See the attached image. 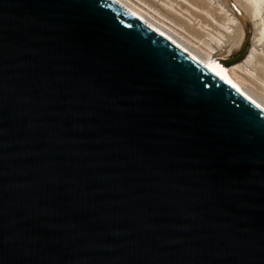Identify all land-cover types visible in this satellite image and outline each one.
I'll list each match as a JSON object with an SVG mask.
<instances>
[{
  "label": "water",
  "instance_id": "95a60500",
  "mask_svg": "<svg viewBox=\"0 0 264 264\" xmlns=\"http://www.w3.org/2000/svg\"><path fill=\"white\" fill-rule=\"evenodd\" d=\"M0 264H264V109L116 0H0Z\"/></svg>",
  "mask_w": 264,
  "mask_h": 264
},
{
  "label": "bare ground",
  "instance_id": "6f19581e",
  "mask_svg": "<svg viewBox=\"0 0 264 264\" xmlns=\"http://www.w3.org/2000/svg\"><path fill=\"white\" fill-rule=\"evenodd\" d=\"M116 1L130 12L138 15L144 22L168 36L181 48H184L210 70L227 80L264 109V0H234L235 3L228 0L232 10L235 9L236 11L225 9L223 5L221 8H214L212 6V0H184V2H188L189 5L196 8L192 7L193 10L195 9L192 11L188 7L189 5L184 7L187 11H190L196 19L200 18L202 20V24H200V26L197 25L202 29V32L199 31V29L197 31V28H195L196 24H188L181 18H176L174 14L168 11V7H174L175 0L165 1L166 8H168L166 13L161 10L162 7H157L151 0L152 3H147L150 8H153L152 10L174 22L170 17V15H173L181 22H178L177 25L185 28L189 34L182 33L178 28L174 27L172 24H168L164 19L155 15L152 11H148L141 7L133 0ZM146 2L145 0V3ZM241 8L245 10L246 14L242 13L240 16H236L238 13L242 12ZM238 9H240L241 12ZM205 13L207 16L204 15ZM247 16L254 21L256 30L251 38L253 46L245 55L244 61L226 65L222 56L215 53L214 44L221 45V47L224 45L227 48L228 54L233 55L246 37ZM209 17H211L213 21L215 20L216 23H213V21L211 22V18ZM238 19H240V24L235 25L239 31L237 30L238 33H236L235 26L232 27L230 22L236 23ZM209 27H211V29ZM218 27L225 28L228 30V33L223 32ZM237 36H239V40H236L238 39L236 38ZM224 37L228 38L225 42L223 41ZM257 45L263 46L261 52L257 51ZM240 70L244 72L242 73Z\"/></svg>",
  "mask_w": 264,
  "mask_h": 264
},
{
  "label": "rangeland",
  "instance_id": "374dc122",
  "mask_svg": "<svg viewBox=\"0 0 264 264\" xmlns=\"http://www.w3.org/2000/svg\"><path fill=\"white\" fill-rule=\"evenodd\" d=\"M134 2H136L138 5H140L141 7H143V8H145L146 10H148V11H152L155 15H157V16H159L161 19H164L168 24H172L174 27H176V28H178V30L179 31H181L182 33H188L187 32V30L185 29V28H182L181 26H179V25H177L178 24V22H180V21H178V19H176V18H181L182 20H184L185 22H187L188 24H196V27L195 28H197V31H198V29H199V31H201L202 32V29L201 28H199L198 26H200V24H202V20L200 19V18H197L196 19V17L195 16H193L192 14H191V12L190 11H187L184 7H186V6H188L189 4H188V2L186 3V2H184V0L182 1V0H175V2H174V7H168L169 8V10H168V8H166L167 6H166V4H165V1H169V0H151L152 2H154V5H156L157 7H162L161 8V10L162 11H164L165 13H166V10H168L169 12H171L172 14H174L175 16H176V18L173 16V15H170V17L174 20V22L173 21H171L170 19H168V18H165V17H163V16H161V14H159L158 12H155L154 10H152L153 8H150V6L147 4V3H152L150 0H146L147 2L145 3V0H133ZM231 2H234L235 3V1L234 0H230ZM164 2V3H163ZM179 3V4H178ZM180 3H181V5H180ZM212 6L214 7V8H221V7H225V9H230L231 11H234V10H232V8L230 7V5H229V3H228V0H212ZM158 4V5H157ZM223 5V6H222ZM189 8H190V10H192V11H194L196 8L195 7H193L192 5H189L188 6ZM192 7L193 8H195L194 10L192 9ZM212 7V8H213ZM239 7V6H238ZM219 11V10H218ZM230 11V12H231ZM236 11V10H235ZM241 13H238L236 16H240L242 13H244V14H246V12H245V10L243 9V8H241ZM221 12V11H220ZM204 13V12H203ZM168 14V13H167ZM204 15H206V13L204 14ZM207 16V15H206ZM209 18H211V17H209ZM247 18V22H246V37H245V39L241 42V44H240V46H239V48L236 50V52L233 54V55H229L228 54V51H227V48L223 45L222 47H221V45H217V44H214V46H215V53H217L218 55H220V56H222V58H223V61H225V62H230L231 60H233L234 58H236L237 56H239L240 54H242V50H245V54H244V56L240 59V60H238L239 62H241V61H244V59H245V55L247 54V52L249 51V49H251V47L253 46V44H252V41H251V38L253 37V35L255 34V26H254V21H252L250 18H249V16H247L246 17ZM212 19V18H211ZM210 19V21L212 22L213 21V19L211 20ZM177 21V22H176ZM215 21V20H214ZM213 21V23H216V21L214 22ZM176 22V23H175ZM181 23V22H180ZM218 23V22H217ZM175 24H176V26H175ZM230 24H232V27L233 26H235V28H236V33H238L237 32V30L239 31V29H237V27H236V25L235 24H240V19H238L237 20V22L236 23H231L230 22ZM198 25V26H197ZM192 27V26H191ZM210 29H211V27H209ZM220 30H222L223 32H225V33H228V30H226L225 28H223V27H218ZM186 30V31H185ZM214 32H216V31H214ZM191 33V32H190ZM189 34V33H188ZM239 36H237L236 38H238ZM193 38V37H192ZM250 40H249V39ZM223 39V38H222ZM226 39V40H225ZM227 37H224V39H223V41L225 42V41H227ZM236 40H239V38L238 39H236ZM245 41H246V43H245ZM244 44V45H243ZM243 47V48H242ZM250 47V48H249ZM257 51L258 52H261L262 51V48H263V46H259V45H257ZM225 57V58H224ZM242 73L244 72L243 70H240Z\"/></svg>",
  "mask_w": 264,
  "mask_h": 264
}]
</instances>
